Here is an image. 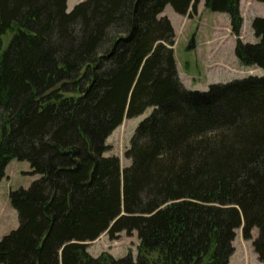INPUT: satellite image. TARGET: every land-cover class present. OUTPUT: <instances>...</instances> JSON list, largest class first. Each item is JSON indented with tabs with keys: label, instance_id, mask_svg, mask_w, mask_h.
Segmentation results:
<instances>
[{
	"label": "trees",
	"instance_id": "obj_1",
	"mask_svg": "<svg viewBox=\"0 0 264 264\" xmlns=\"http://www.w3.org/2000/svg\"><path fill=\"white\" fill-rule=\"evenodd\" d=\"M67 1L0 0V182L13 160L38 176L11 192L19 225L0 264H229L239 228L258 230L264 264V75L188 90L161 16L203 1L238 37L240 0ZM252 28L259 41L235 54L264 71V18ZM148 109L122 170L106 140ZM123 232L137 259L88 253Z\"/></svg>",
	"mask_w": 264,
	"mask_h": 264
},
{
	"label": "rangeland",
	"instance_id": "obj_2",
	"mask_svg": "<svg viewBox=\"0 0 264 264\" xmlns=\"http://www.w3.org/2000/svg\"><path fill=\"white\" fill-rule=\"evenodd\" d=\"M86 0H68L67 8L74 7ZM240 11L243 26L237 37L232 32L230 18L224 13L208 11L204 2L198 6L195 16H180L168 6L161 16L167 17L175 30V41L171 47L174 51L176 66L181 82L188 90L207 91L212 84L229 83L249 76H263L264 71L258 67H244L235 56L238 40L244 43H257L252 22L255 18H264V3L260 0H240ZM11 33L4 37L6 47ZM148 109L143 115L124 119L106 140L108 151L105 156H116L120 159L121 169L130 166L126 157L132 137L138 125L152 113ZM38 179L31 174L27 161L13 160L6 169V176L0 182V241L19 225L17 212L12 208L11 192L21 188L27 189ZM258 237V230L252 232V240H245L242 228L236 231L233 242L234 252L229 264H262L255 252L253 242ZM140 240L137 232L131 235L121 233L116 240H111L104 233L96 241L88 244V253L97 258L107 253L115 259L131 254L137 259Z\"/></svg>",
	"mask_w": 264,
	"mask_h": 264
}]
</instances>
